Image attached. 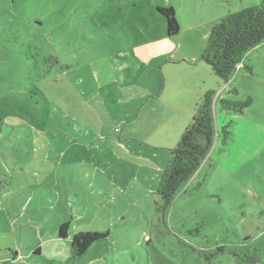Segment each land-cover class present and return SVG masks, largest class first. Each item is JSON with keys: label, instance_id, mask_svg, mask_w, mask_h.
Instances as JSON below:
<instances>
[{"label": "rangeland", "instance_id": "obj_1", "mask_svg": "<svg viewBox=\"0 0 264 264\" xmlns=\"http://www.w3.org/2000/svg\"><path fill=\"white\" fill-rule=\"evenodd\" d=\"M260 1L0 0V264H264V43L227 83L201 59L214 22ZM208 90L253 103L215 105L229 143L164 205ZM81 230L109 235L74 257Z\"/></svg>", "mask_w": 264, "mask_h": 264}, {"label": "trees", "instance_id": "obj_2", "mask_svg": "<svg viewBox=\"0 0 264 264\" xmlns=\"http://www.w3.org/2000/svg\"><path fill=\"white\" fill-rule=\"evenodd\" d=\"M158 11L166 19L167 34L174 36L179 33L181 25L173 5L159 6ZM264 43V0L229 13L214 22L201 54V59L212 71L226 83L231 81L233 74L246 64L252 50ZM236 87L234 90L236 91ZM219 103L221 111L243 113L253 103V97L246 99L218 98L215 90L206 91L194 108V115L189 126L181 136L177 147L172 149L169 163L162 170L158 193L164 205L173 201L182 185L199 174L200 167L215 145L217 138L226 143L231 131L229 122L221 128L216 127L215 105ZM4 125L0 116V132ZM70 222L59 225L58 236H69ZM109 235V231L86 230L78 231L72 236V256H80L95 241Z\"/></svg>", "mask_w": 264, "mask_h": 264}, {"label": "crops", "instance_id": "obj_3", "mask_svg": "<svg viewBox=\"0 0 264 264\" xmlns=\"http://www.w3.org/2000/svg\"><path fill=\"white\" fill-rule=\"evenodd\" d=\"M216 97H217V99H218V98H222L221 95L216 96ZM223 117H224V116H223ZM218 118H220V116H218ZM215 123H216V122H215ZM222 123H223V121H221V120L219 119L215 125H216L217 128H220V126L223 125ZM70 132H71V134H72V136H73V135H75L76 133H78V130H77L76 132H72V131L70 130ZM217 140H219V138H217L216 141H217ZM227 143H229V140L227 141ZM248 143H249V142H248ZM212 149H213V148H212ZM210 154H211V153H209V155L207 156L208 160L211 158V155H210ZM207 158H206V159H207ZM206 163H207V162H206ZM201 171H202V170H201ZM201 171L199 172V175H198V176L201 175ZM81 207H82V206H81ZM71 210H72V213L74 214V213L77 212L78 209L75 210V209H73V208L71 207ZM78 211H79V212H78L79 214H80V212H82V210H78ZM19 257H20V256H19ZM16 259H17V258H16ZM0 261H2L1 258H0Z\"/></svg>", "mask_w": 264, "mask_h": 264}]
</instances>
